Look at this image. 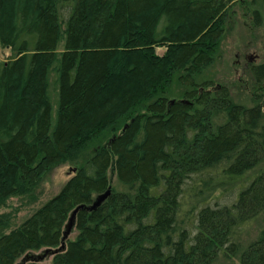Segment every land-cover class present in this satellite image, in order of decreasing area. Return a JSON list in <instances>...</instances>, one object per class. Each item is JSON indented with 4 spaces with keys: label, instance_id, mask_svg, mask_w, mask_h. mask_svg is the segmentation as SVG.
<instances>
[{
    "label": "trees",
    "instance_id": "16d2710c",
    "mask_svg": "<svg viewBox=\"0 0 264 264\" xmlns=\"http://www.w3.org/2000/svg\"><path fill=\"white\" fill-rule=\"evenodd\" d=\"M239 1L0 0V46L11 53L0 60V210L37 201L57 167L75 169L20 225L0 214L10 228L0 264H42L73 211L109 189L97 210L78 212L76 237L51 264H264V229L246 249L238 242L264 212V102L248 107L198 81ZM245 1L259 26L264 0ZM251 75L263 86L264 62ZM175 76L186 101L165 96Z\"/></svg>",
    "mask_w": 264,
    "mask_h": 264
},
{
    "label": "rangeland",
    "instance_id": "374dc122",
    "mask_svg": "<svg viewBox=\"0 0 264 264\" xmlns=\"http://www.w3.org/2000/svg\"><path fill=\"white\" fill-rule=\"evenodd\" d=\"M235 25L232 31L227 32L221 42L218 59L215 64L207 69L198 79L199 83L210 81L215 87L226 86L235 100L243 105L251 107L257 96L264 102V85L256 84L251 75V67L264 62V4L260 6L262 22L257 26L253 19V7L249 1L240 0L236 7ZM158 54H163L164 49L157 50ZM11 53L8 49L0 46V60L7 61ZM55 75H51L50 98L53 106V118L56 117L58 90ZM188 91L178 81V76L171 79L165 96L170 101H183L185 93ZM74 166L62 165L47 174L40 187L36 191L37 201H31L28 198H11L7 206L0 210V214H12L13 228L20 225L24 220L30 217L40 207L53 199L63 188V186L72 178ZM112 185L117 186V179L114 173H110ZM220 194H216L215 198ZM264 229V212L255 220L247 223L242 231L238 232V242L243 249L254 242L260 232ZM10 230L0 229V234ZM77 232L73 229L69 239L73 240ZM40 251L36 254H43ZM42 264H51L52 256L41 262ZM238 259L226 260L220 258L216 264H238ZM18 264H21V260Z\"/></svg>",
    "mask_w": 264,
    "mask_h": 264
},
{
    "label": "water",
    "instance_id": "95a60500",
    "mask_svg": "<svg viewBox=\"0 0 264 264\" xmlns=\"http://www.w3.org/2000/svg\"><path fill=\"white\" fill-rule=\"evenodd\" d=\"M172 103H174L172 101ZM112 194L111 189H109L108 191H106L105 193H103L102 195H99L95 202L91 205V206H79L78 208H76L73 213L71 214V217L69 219L68 225L66 227V230L63 234V238H62V245L59 249L57 250H47L45 252V254L43 256H39L38 258H36L35 260L38 262H42L45 258V256L47 255H54L56 252L60 251V250H64L65 249V245H66V241L69 239L74 226H75V221H76V216L78 214L79 211L81 210H86V211H95L97 210Z\"/></svg>",
    "mask_w": 264,
    "mask_h": 264
}]
</instances>
